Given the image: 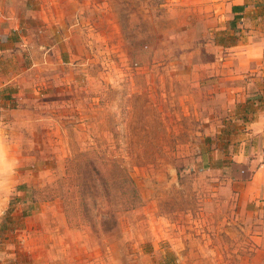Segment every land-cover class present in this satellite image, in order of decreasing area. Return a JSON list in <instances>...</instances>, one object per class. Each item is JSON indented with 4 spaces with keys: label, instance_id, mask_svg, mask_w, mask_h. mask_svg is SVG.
<instances>
[{
    "label": "rangeland",
    "instance_id": "obj_1",
    "mask_svg": "<svg viewBox=\"0 0 264 264\" xmlns=\"http://www.w3.org/2000/svg\"><path fill=\"white\" fill-rule=\"evenodd\" d=\"M220 4L0 0V222L16 218L0 249L13 264H264L249 194L264 147L241 136L254 104L211 68L236 29L195 10ZM207 40L224 47L204 53ZM97 156L126 169L105 198L93 173L66 169ZM126 174L139 200L123 212Z\"/></svg>",
    "mask_w": 264,
    "mask_h": 264
},
{
    "label": "crops",
    "instance_id": "obj_2",
    "mask_svg": "<svg viewBox=\"0 0 264 264\" xmlns=\"http://www.w3.org/2000/svg\"><path fill=\"white\" fill-rule=\"evenodd\" d=\"M206 1L221 4L219 7H199L195 9L197 13H204L205 18L209 20L218 19L219 22L224 20L225 25L230 21L228 27L232 26L233 29L235 27L237 37L235 42L227 47L207 40L203 44L205 46L203 52H211L209 46L215 50L223 47L226 49L227 52L223 56L214 53L211 68L220 74L226 73L242 80L239 84V97L246 101L251 96L250 101L254 104L255 112L253 119L249 117L248 121H242L247 125V132H243L241 136L243 139L250 138L258 146L264 147V0ZM225 1H227L226 6H224ZM1 22L4 20L0 15ZM215 50L213 52H216ZM250 162L253 172L249 194L253 198L259 197L264 215V165L259 163L258 157ZM23 229L21 228L20 231ZM3 249L4 247L0 249V264H13L17 252L14 249L13 251H3Z\"/></svg>",
    "mask_w": 264,
    "mask_h": 264
},
{
    "label": "trees",
    "instance_id": "obj_3",
    "mask_svg": "<svg viewBox=\"0 0 264 264\" xmlns=\"http://www.w3.org/2000/svg\"><path fill=\"white\" fill-rule=\"evenodd\" d=\"M97 163H95L94 161H90L89 159H82L80 161H76L75 162V158L69 159L67 160V166L66 169H70L71 170H75L78 173L79 177H80V181L84 182V184L86 183V181H88L89 179V175L90 173L94 174L95 177V182H97L96 187H98V189H102V191H104V198L108 197L109 195V190L110 188H112V183H114V181L118 180V177H123V173L126 172V169L123 165L116 163V161H113L109 158H103L102 156H97ZM103 172H108V173H115L116 177L115 178H109L107 176H105L104 174H102ZM83 184V183H81ZM120 189L118 192H120L119 196H120V201H119V210L120 211H127L129 209H133L137 202H138V197L136 195L135 192V186L133 181L131 180V178L129 176H127L124 179H122L120 181ZM129 187V188H128ZM128 188V189H127ZM85 188L83 186H81V190L80 192H82ZM125 190V191H124ZM126 192H128L131 196V201H128L126 199H124V196L126 195ZM84 193H81V196L79 195L80 198H83ZM103 196V195H101ZM68 199H73V196L70 195L68 197ZM136 199V204L132 203L134 202V200ZM9 205H11V203H9ZM9 212L8 211L6 213V216L3 217L1 219L0 222V232L4 233V231H6L7 229H10L12 226V222L13 220H15L13 217L9 216ZM28 216V212L23 211L21 214V217L24 218ZM20 226V225H19ZM14 229L15 227L18 226H13ZM13 229V228H12Z\"/></svg>",
    "mask_w": 264,
    "mask_h": 264
},
{
    "label": "built area",
    "instance_id": "obj_4",
    "mask_svg": "<svg viewBox=\"0 0 264 264\" xmlns=\"http://www.w3.org/2000/svg\"><path fill=\"white\" fill-rule=\"evenodd\" d=\"M260 163L264 165V151L260 155Z\"/></svg>",
    "mask_w": 264,
    "mask_h": 264
}]
</instances>
